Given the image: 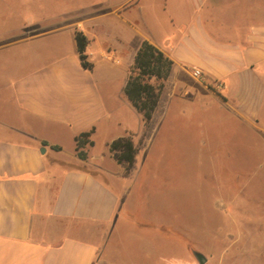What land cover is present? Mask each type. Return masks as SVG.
Returning <instances> with one entry per match:
<instances>
[{
  "label": "crops",
  "instance_id": "obj_1",
  "mask_svg": "<svg viewBox=\"0 0 264 264\" xmlns=\"http://www.w3.org/2000/svg\"><path fill=\"white\" fill-rule=\"evenodd\" d=\"M189 2L194 23L185 26L175 47L154 43L173 60L159 101L178 89L190 93L186 99L211 100L232 117L257 121L264 112L263 12L245 10L226 24L199 14L217 0ZM102 3L58 15H19L18 26L4 30L0 15V264L176 263L174 232L165 235L166 228L154 222L134 223L117 183L111 185L96 163L89 165L88 154L80 159L75 152L76 134L93 127V144L100 127L118 123L119 95L108 62L118 59L109 29L97 23L109 10ZM76 30L88 38L90 68L80 62ZM98 32L94 59L90 48ZM65 34L67 46L48 44ZM142 39L150 40L140 37L128 67ZM193 69L200 70L198 77ZM64 141L72 145L70 160L57 157ZM121 167V176L133 169L126 174Z\"/></svg>",
  "mask_w": 264,
  "mask_h": 264
},
{
  "label": "rangeland",
  "instance_id": "obj_2",
  "mask_svg": "<svg viewBox=\"0 0 264 264\" xmlns=\"http://www.w3.org/2000/svg\"><path fill=\"white\" fill-rule=\"evenodd\" d=\"M127 1L0 0L2 30L18 26L19 15H58L103 2L109 10L97 23L103 31L109 29L108 39L116 47L112 51L118 62H108L116 79L113 92L119 95L114 102L118 123L98 129L86 147L89 165L96 163L106 170L111 185L117 183L134 223L154 222L166 228L165 235L174 232L175 264H200L194 252L206 258L203 264H264V112L257 121H242L220 103L186 99L190 93L177 89L172 96H161L140 143L142 115L123 103L128 101L121 89L130 53L140 37L163 48L175 47L185 26L194 23L193 7L189 0H141L139 5L132 0L122 9ZM245 10L264 15V0H217L214 7H201L199 14L230 24ZM97 36L90 48L94 59L102 34ZM52 43L67 46V35L48 41ZM128 133L138 150L133 169L121 176L122 167L111 157L107 142ZM71 146L64 141L57 157L70 160Z\"/></svg>",
  "mask_w": 264,
  "mask_h": 264
},
{
  "label": "trees",
  "instance_id": "obj_3",
  "mask_svg": "<svg viewBox=\"0 0 264 264\" xmlns=\"http://www.w3.org/2000/svg\"><path fill=\"white\" fill-rule=\"evenodd\" d=\"M74 39L82 66L90 68L91 64L86 60L85 54L88 44L87 36L81 30H76ZM172 66L173 60L154 43L148 39L140 41L133 61L128 67L127 78L122 88L127 100L142 115L145 130L141 135L140 143L158 106L160 95ZM93 131L94 129L91 127L74 136L75 152L78 158H87L86 147L92 145L90 137ZM53 147L58 149L56 145ZM108 149L111 157L123 166L125 172H128L133 166L138 150L130 133L113 138L108 142Z\"/></svg>",
  "mask_w": 264,
  "mask_h": 264
},
{
  "label": "water",
  "instance_id": "obj_4",
  "mask_svg": "<svg viewBox=\"0 0 264 264\" xmlns=\"http://www.w3.org/2000/svg\"><path fill=\"white\" fill-rule=\"evenodd\" d=\"M41 151H44V147H41ZM197 260L199 261L200 264H203L206 261V258L199 252H194Z\"/></svg>",
  "mask_w": 264,
  "mask_h": 264
},
{
  "label": "built area",
  "instance_id": "obj_5",
  "mask_svg": "<svg viewBox=\"0 0 264 264\" xmlns=\"http://www.w3.org/2000/svg\"><path fill=\"white\" fill-rule=\"evenodd\" d=\"M191 73H192V76H194V77H198V76L200 75V70H198V69H193V70L191 71Z\"/></svg>",
  "mask_w": 264,
  "mask_h": 264
}]
</instances>
